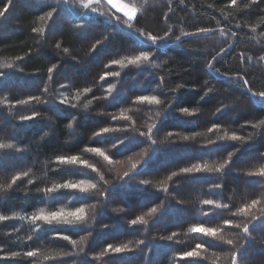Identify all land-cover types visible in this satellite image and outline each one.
I'll return each instance as SVG.
<instances>
[{
  "label": "trees",
  "instance_id": "16d2710c",
  "mask_svg": "<svg viewBox=\"0 0 264 264\" xmlns=\"http://www.w3.org/2000/svg\"><path fill=\"white\" fill-rule=\"evenodd\" d=\"M123 1L137 10L131 28L107 0L87 10L81 0H0V144L13 145L0 149V264H232L233 252L236 264H264V176L248 175L264 167V125L254 127L264 98L252 96L264 92V0ZM141 32L165 38L142 44ZM141 51L149 61L128 64ZM152 95L159 104L138 100ZM93 147L112 162L84 151ZM72 155L96 171L58 164ZM193 164L213 170L180 171ZM80 179L97 185L92 197L45 202L47 189ZM78 207L80 228L31 220ZM141 215L147 224L132 225ZM189 251L198 255L182 258Z\"/></svg>",
  "mask_w": 264,
  "mask_h": 264
},
{
  "label": "snow or ice",
  "instance_id": "6c2138e0",
  "mask_svg": "<svg viewBox=\"0 0 264 264\" xmlns=\"http://www.w3.org/2000/svg\"><path fill=\"white\" fill-rule=\"evenodd\" d=\"M57 2L59 3L60 0H57ZM109 3L112 2V0H108ZM232 3L235 4L236 0H232ZM80 7H82L83 9L87 10L90 9V0H84V2L81 3ZM114 7H117V10L120 12H123L124 16L127 17V20L125 21V23L127 24L128 28L132 27L131 21L134 19V17L136 16V9L129 7L128 5H114ZM8 10V6L5 5V7L0 10V17H3L5 12ZM91 11H95L94 8L91 9ZM48 17L52 16V12L47 13ZM41 19H44V17H41ZM33 31H38V29H33ZM203 31V30H202ZM140 36L143 37V40L140 41V43H145L146 41H150L152 45H155L158 42V39H164L165 37H157L155 35L152 34H147L145 36V34L143 32L140 33ZM165 36H167V33H165ZM57 47H59V45H57ZM65 51H67L65 49ZM150 59V52L148 51H141L138 55L131 57L128 59V64L130 65H137L139 66L141 64V62H148ZM215 59V57L213 58ZM112 63L114 64H121L123 63V61H119V60H114L112 61ZM212 65L209 64V67H211ZM6 67H11V65H6ZM54 70V67H50L48 68V72L52 73ZM114 75H119V73H113ZM245 84H247V81H244ZM85 91H89L88 89H86ZM109 91H111V89H109ZM252 96H259L264 98V92H259V93H252ZM139 101H150L152 103L155 104H159L160 100L157 98L156 95H152V96H140L138 97ZM183 112L188 113L189 109L188 108H183L182 109ZM159 114V113H158ZM33 117H29V116H24L21 117L22 120H31L33 119ZM261 125H264V120H261L259 122V124L254 125V127H260ZM68 127H72L71 124L68 125ZM152 129L149 128L148 132L149 134L151 133ZM102 133H108L109 129L108 128H103L101 129ZM100 133H97V136H99ZM141 136L145 135L144 133H140ZM172 134L169 133V136H171ZM150 138V137H149ZM115 139H119V137H116ZM184 140H187L188 137H183ZM231 140L236 141L239 140L240 137L236 136V135H232L230 137ZM131 142V141H130ZM121 144H123V141H121ZM152 144H155V141H152ZM13 147V145L11 144H0V149H4V148H8L11 149ZM113 148H117V145L115 143L112 144ZM85 152H89V153H95L100 157H103L104 160L108 161L109 163H111L112 161L109 159L108 155H105V153L98 147H93V148H86L84 150ZM117 152H119V149H117ZM116 154V153H114ZM233 153L229 152L228 153V157L229 159H231ZM57 161L59 165H65V166H77V165H83L86 166L89 169H92V171H96L95 167L92 164H89L87 160H82L80 159V157L76 156V155H72V156H68V157H64V156H60L57 157ZM228 163V160H225L224 163L219 164L216 168L215 171L219 172L221 169H223L225 167V164ZM137 167L136 163L132 164V168L135 169ZM213 169L209 167L208 164H204L203 166H201L200 164H193L191 167H185L182 168L180 171L182 173H193V172H201V171H212ZM177 173L173 172L172 176H176ZM249 176L251 175H260V176H264V167H260L256 172H249L248 173ZM125 176H128V173H125ZM172 177H169V179H171ZM15 179H18V177L14 178L13 183L15 182ZM101 179H103L101 177ZM127 183V182H126ZM141 184L147 185L149 183V181L147 180H142L140 181ZM9 187H11V185H9ZM216 187H219V185H216ZM97 185L95 183H92L90 180L88 179H80L77 182H72L70 180H66L64 183H58L55 184L52 188L47 189V191L45 192V197H46V201L45 202H49L51 201V205L50 206H55V203L58 201H63V199H65L66 197L64 196V192L65 191H70L72 193V198L73 199H81V200H86L90 197L93 196V193L90 190L96 189ZM164 191H167V189H164ZM82 193L83 196L81 197H77L76 193ZM98 198V197H97ZM204 204H212L213 201L211 200H205L203 201ZM260 201L259 200H253L251 205H245L244 207L239 209L240 213H247V211L251 208V207H255L257 204H259ZM217 207H220L219 205H217ZM224 207H227V205H225ZM157 212V208L153 207L151 208V210L147 213L148 216H151L152 214ZM7 217L6 216H2L0 215V221L2 220H6ZM32 221H42L44 223H46L49 226H52L53 228L56 225H69L72 226L74 228H80L82 227V222L85 220V208L84 207H78L75 209V211L72 212H66L64 210V208H60L58 211H50L48 213H45L43 211V209H41L37 214L33 215L31 217ZM138 223H143V224H147V220L145 219V216L141 215L138 216L136 219H133L131 221L132 225H137ZM225 224L230 225L232 222L230 220H225L224 221ZM235 227H239V225H235ZM191 231L193 233L196 232H200L203 233L205 236L207 237H217L218 236V232L220 231L217 228H212V227H193L191 228ZM243 232L245 234H247L249 232V228L247 226V224L244 225L243 227ZM175 235V234H173ZM63 239L67 240L68 237L64 236ZM169 240L172 239V237H168ZM219 240L220 241H224V237L223 236H219ZM226 243L228 245H232L233 241L231 239L227 240ZM202 247L201 244H197L196 248L200 249ZM128 250V245L124 244L122 246H118V247H113L111 244L108 245V248L105 249V251H110V252H114V253H122L124 251ZM36 252L34 251H29L26 253V256L28 257H34L36 256ZM19 253L17 252H12L11 256L12 257H16L18 256ZM103 254H101L102 256ZM198 253L196 251H189V252H184L183 253V257H195L197 256ZM101 256H97L95 257L96 259H100ZM231 260H232V264H236L237 262V254L235 252L232 253L231 255Z\"/></svg>",
  "mask_w": 264,
  "mask_h": 264
},
{
  "label": "rangeland",
  "instance_id": "374dc122",
  "mask_svg": "<svg viewBox=\"0 0 264 264\" xmlns=\"http://www.w3.org/2000/svg\"><path fill=\"white\" fill-rule=\"evenodd\" d=\"M82 2H84V0H81ZM92 1H95V0H90V2H92ZM108 1V0H107ZM111 4V6L113 7V8H115L116 10H117V7H114V5H128L129 7H132V8H135L134 6H132V5H130V4H128V3H126V2H124L123 0H112V2L110 3ZM136 9V8H135ZM118 11V10H117ZM137 11V10H136ZM120 12V11H119ZM121 13H123V12H121ZM122 198H123V196H122Z\"/></svg>",
  "mask_w": 264,
  "mask_h": 264
}]
</instances>
